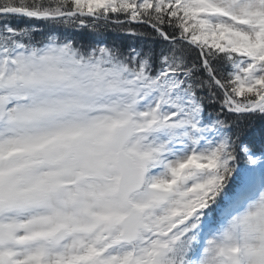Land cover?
Instances as JSON below:
<instances>
[{"label":"snow or ice","instance_id":"6c2138e0","mask_svg":"<svg viewBox=\"0 0 264 264\" xmlns=\"http://www.w3.org/2000/svg\"><path fill=\"white\" fill-rule=\"evenodd\" d=\"M0 264H264V0H0Z\"/></svg>","mask_w":264,"mask_h":264},{"label":"trees","instance_id":"16d2710c","mask_svg":"<svg viewBox=\"0 0 264 264\" xmlns=\"http://www.w3.org/2000/svg\"><path fill=\"white\" fill-rule=\"evenodd\" d=\"M111 38L125 39V40L128 39L127 37H110V39H111Z\"/></svg>","mask_w":264,"mask_h":264}]
</instances>
